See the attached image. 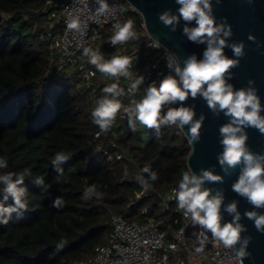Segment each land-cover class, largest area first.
<instances>
[{
    "label": "trees",
    "instance_id": "1",
    "mask_svg": "<svg viewBox=\"0 0 264 264\" xmlns=\"http://www.w3.org/2000/svg\"><path fill=\"white\" fill-rule=\"evenodd\" d=\"M54 10L52 0H0V157L8 160L3 171L25 175L28 193V210L0 225V264H84L104 244L113 213L177 227L176 202L164 210L162 195L188 170L187 138L174 126L162 127L159 136L147 128L133 133L127 121L123 132L117 116L106 150L97 149L88 92L54 71L48 43L39 35ZM26 15L38 20L37 29ZM128 19L140 27L138 13H128ZM58 151L70 156L61 164L62 176L51 163ZM145 167L159 179L138 195L136 177L147 178ZM37 177L47 192L34 183ZM93 183L103 199L85 202L83 190ZM58 196L65 201L60 209L52 206ZM61 239L67 243L57 250Z\"/></svg>",
    "mask_w": 264,
    "mask_h": 264
},
{
    "label": "clouds",
    "instance_id": "2",
    "mask_svg": "<svg viewBox=\"0 0 264 264\" xmlns=\"http://www.w3.org/2000/svg\"><path fill=\"white\" fill-rule=\"evenodd\" d=\"M246 2L253 5L255 0ZM175 3L179 5L175 13L171 9L165 10L158 14V19L173 33L183 22L181 35L196 45H206L202 58L198 59L195 53L188 55L183 59V66L178 60H170L166 64L169 74L164 75L158 84L156 81L148 84L143 95L137 99L145 77L134 75L131 71L132 57L118 54L117 49V54L106 59L99 48L84 47L82 57L95 68L91 75L100 73L105 79L114 81L102 88V94L95 100V106L91 110L90 119L101 133H108L112 129L121 111L126 115L127 128L133 133L140 128H147L155 130L159 136L162 127L174 126L181 132L187 127L185 135L194 151V146L201 140V129L206 116L201 113L198 119H194L195 106H186L188 99L200 98L214 116L223 114L227 122L220 125L218 130L219 144L223 150L217 153L216 159L226 174L237 165H242L237 179L231 184V190L252 205L253 210H246L242 214L238 199L225 203L224 189L207 186L224 182V177L215 173V165L201 168L198 173L189 166L187 171L180 174L170 199L175 200L177 211L182 212L185 218H190L191 226L196 229L193 233L199 242V247L195 248L196 253L204 251L210 236L213 242L232 252L233 258L243 264L245 259L251 257L247 249L252 238L242 237L241 234L247 232V227L241 223L242 218L253 221L256 231L264 234V214L257 211L264 208V154L250 150L246 131L253 128L264 136V104L255 80L249 79L247 86L239 89L229 83L234 79L232 70L240 66L241 58L246 55L245 44L243 41L231 40L232 26L226 17L217 20L213 0H175ZM221 3L222 0H215L216 5ZM94 4L93 15L97 19H107L117 12L123 14L127 11L122 5H110L108 0H94ZM193 22L194 26H190ZM65 24L68 31L85 34L86 25L79 13H69ZM138 38L133 20H117L112 25L109 43L113 47L123 46ZM247 39L257 43L256 37L251 33ZM152 46L160 47L159 41ZM261 47L264 45L257 43V48ZM226 48L231 50L232 58L225 54ZM261 54L264 55V52ZM121 79L126 82V88L121 86ZM125 97L128 98L127 105L121 99ZM69 158L63 151L55 153L51 163L58 176L64 174L61 164L66 163ZM7 168V158L0 157V196L4 202L0 203V225H7L14 213L19 216L28 210L27 188L23 186L25 175L3 171ZM141 171L147 174V178L137 175L136 180L147 192L159 176L149 167ZM34 183L47 192L48 186L43 178L37 177ZM99 188L95 183L86 187L82 200L87 202L93 198L103 199L104 193ZM9 199L12 201L10 205L6 204ZM64 205L62 196L56 197L52 202V206L57 209ZM225 215L231 219L225 220ZM66 243V240L61 239L57 250L63 249Z\"/></svg>",
    "mask_w": 264,
    "mask_h": 264
},
{
    "label": "built area",
    "instance_id": "3",
    "mask_svg": "<svg viewBox=\"0 0 264 264\" xmlns=\"http://www.w3.org/2000/svg\"><path fill=\"white\" fill-rule=\"evenodd\" d=\"M52 3L55 10L50 13L49 20L39 31V35L48 43L49 61L54 71L70 79L76 87L88 92L91 110L95 106V100L102 94V88L114 81L105 79L100 73L91 75L95 68L82 57L84 47L99 48L106 59L117 54V49L118 54L132 57L131 71L134 75L145 77V83L137 93V99L143 95L148 84L152 81L158 84L164 75L169 74L166 64L170 60L177 61L175 53L162 42L159 41L158 48L152 46L158 40L150 35L141 13L130 0H108L110 5H122L127 11L123 14L117 12L115 16H109L107 19L94 17V0H52ZM130 12L138 13L142 19L140 27H135L140 40L131 41L123 46H111L109 37L112 35V25L117 20L121 22L128 20ZM69 13L81 15V20L86 25L84 35L67 30L65 19ZM25 18L30 19L34 29H37L38 20L27 15ZM120 84L127 87L123 79ZM121 99L125 105L128 104V98ZM123 116L126 117L121 111L118 117L121 119ZM97 136L95 147L105 151L110 142V132L101 133L98 128ZM121 156L124 155L118 153L117 158ZM126 159L130 160V157L126 155ZM172 189L162 195L164 210L170 208L171 202H175L170 199ZM143 191L141 188L138 195ZM175 210L177 211V208ZM177 212L179 216L174 220L177 227L172 229L162 228L160 220L155 217L138 222L128 220L122 214H111L110 232L104 244L84 264H239V261L233 258L232 252L213 242L210 236L204 251L196 253L194 245L199 247V242L193 234L196 229L191 226L190 218H185L180 211ZM190 237L193 238V245L188 242Z\"/></svg>",
    "mask_w": 264,
    "mask_h": 264
},
{
    "label": "water",
    "instance_id": "4",
    "mask_svg": "<svg viewBox=\"0 0 264 264\" xmlns=\"http://www.w3.org/2000/svg\"><path fill=\"white\" fill-rule=\"evenodd\" d=\"M131 3L139 10L144 20L145 26L150 35L166 45L171 52L173 51L177 60L183 66V59L188 55L195 53L199 58H202L203 51L206 45H196L189 42L186 37L181 35L183 22L176 32H171L168 27H165L158 19V14L171 9L176 12L179 7L175 0H130ZM214 12L217 20L226 17L227 22L232 26L233 36L232 41H243L245 44L246 55L241 58L240 66L233 69L234 79L230 80L235 88L247 86V81L253 79L256 81V87L259 89L258 94L261 97V102L264 104V47L257 48V43L264 45V0H255L253 5H249L246 0H222L219 5L213 0ZM0 13V17H1ZM194 26V22L193 25ZM256 37L257 43H252L247 39L249 34ZM225 54L232 58L230 49H225ZM195 106L196 117L203 113L206 119L201 129V140L194 146L190 145V151L187 155V167H191L194 172H199L201 168H210L215 165V173L224 177L222 184H209L210 188H222L225 192V203L232 199L239 200V211L243 214L246 210H253L245 199L240 198L231 190V184L237 179L240 167L229 170L226 174L219 167L216 159L217 153L221 152L222 146L219 144V126L227 122V118L221 114L219 117L207 108L206 103L198 98L196 100L188 99L186 106ZM178 106V105H174ZM264 115V113H262ZM126 117L120 119L119 127L123 132L126 131ZM249 139L247 145L253 152L264 154V136H261L257 130L248 128ZM187 132V127L182 132L184 135ZM186 137V135H185ZM141 187V186H140ZM264 214V208L258 209ZM231 217L225 215V220H230ZM241 223L247 227V232L242 233V237L250 236L251 242L247 251L251 253V257L245 259L244 264H264V234L257 232L254 228L253 221L247 218H242ZM196 248V245H194ZM234 255V254H232Z\"/></svg>",
    "mask_w": 264,
    "mask_h": 264
},
{
    "label": "rangeland",
    "instance_id": "5",
    "mask_svg": "<svg viewBox=\"0 0 264 264\" xmlns=\"http://www.w3.org/2000/svg\"><path fill=\"white\" fill-rule=\"evenodd\" d=\"M144 138H147V135L146 134H144ZM188 242L191 244V245H193V243H194V241H193V238H189L188 239Z\"/></svg>",
    "mask_w": 264,
    "mask_h": 264
}]
</instances>
